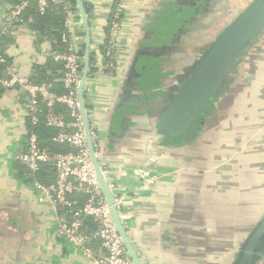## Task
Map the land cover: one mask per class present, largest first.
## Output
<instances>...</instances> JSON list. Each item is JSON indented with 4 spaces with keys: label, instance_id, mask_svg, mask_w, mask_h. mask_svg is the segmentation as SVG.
<instances>
[{
    "label": "crops",
    "instance_id": "0c3cea01",
    "mask_svg": "<svg viewBox=\"0 0 264 264\" xmlns=\"http://www.w3.org/2000/svg\"><path fill=\"white\" fill-rule=\"evenodd\" d=\"M84 1L90 8L91 53L103 60L118 0ZM253 1L125 0L115 40L117 69L92 72L86 82L85 103L99 128V151L119 192L127 195L122 218L143 264H232L246 231L264 213V30L217 86L204 109V123L177 145L182 147L160 148L153 126L183 83L160 81L170 79L172 64L183 61L173 57L175 49L196 61L205 49L194 42L209 45L222 24ZM14 4L0 0V33ZM77 19L83 23L80 12ZM78 23L73 34L86 51L84 23ZM3 38L0 47L11 63L0 90V264H93L105 253L100 239L81 246L61 234L62 209L36 184L54 182L55 170L44 165L40 175L29 177L15 160L26 149L30 128L21 84L44 83L31 79L53 54V42L21 19ZM12 75L20 82L7 87ZM62 76L52 81L58 93L65 91L58 86ZM58 106L68 117V109ZM42 125L52 130L50 142L60 147L56 151L72 150L52 141L58 129ZM193 151L206 158L195 161ZM86 227L92 232L96 223L88 220Z\"/></svg>",
    "mask_w": 264,
    "mask_h": 264
},
{
    "label": "built area",
    "instance_id": "2783aa9c",
    "mask_svg": "<svg viewBox=\"0 0 264 264\" xmlns=\"http://www.w3.org/2000/svg\"><path fill=\"white\" fill-rule=\"evenodd\" d=\"M36 2L40 13L51 10L65 14V31L62 35V42L67 47L64 51L53 54L54 59L61 62L64 67L61 82L65 91L58 93L54 82L23 81L22 93L27 102L26 113L30 128L26 149L17 152L15 160L26 168L29 177H35L44 165L52 166L55 170V181L49 184L38 182L36 184L41 186L56 207L62 209L59 224L61 234L81 246L92 239H100L105 253L97 255L93 264H133L100 187L81 113L79 86L85 53L82 52L79 38L74 37L73 34L76 22H79L81 27L83 24L77 19L78 8L74 9L71 0H36ZM27 3L28 1L25 0L14 7L8 16L9 20L17 19ZM124 3L125 0H118L115 5L109 33L105 40L104 57L103 60H95V71H97L98 62L102 63L101 65L104 64V67L110 71L115 70L112 58L116 48L117 33L121 27ZM9 25H11L10 22ZM18 82H20L19 77L12 75L6 82V86L14 87ZM58 104L66 106L68 117L57 109ZM88 117L90 119L89 112ZM91 120L93 145L109 186L115 193L122 215L124 197L127 195L122 196L118 184L111 177L108 162L99 151V128ZM43 123L48 127L58 129L51 137L53 142L66 144L72 150L60 152L42 146L36 127ZM140 175V178L144 177L142 173ZM89 219L96 223V230L92 232L87 231L86 227ZM124 225L126 227L125 222ZM86 251L94 255L90 248L87 247Z\"/></svg>",
    "mask_w": 264,
    "mask_h": 264
},
{
    "label": "water",
    "instance_id": "95a60500",
    "mask_svg": "<svg viewBox=\"0 0 264 264\" xmlns=\"http://www.w3.org/2000/svg\"><path fill=\"white\" fill-rule=\"evenodd\" d=\"M82 17L86 34L85 62L79 86L80 108L90 146L97 178L110 207L114 223L124 241L133 264H143L124 225L115 193L110 188L108 179L99 163L92 140L90 119L85 103L84 88L91 73V23L84 0H75ZM264 30V0H254L231 23L228 24L199 56L184 83L178 88L170 101L153 119L158 145L173 152L182 147L166 143L172 136H187V132L197 119L207 99L217 86L225 80L229 71L256 43ZM175 145V146H174ZM264 259V213L246 232V237L238 247L232 264H257Z\"/></svg>",
    "mask_w": 264,
    "mask_h": 264
},
{
    "label": "trees",
    "instance_id": "16d2710c",
    "mask_svg": "<svg viewBox=\"0 0 264 264\" xmlns=\"http://www.w3.org/2000/svg\"><path fill=\"white\" fill-rule=\"evenodd\" d=\"M11 1L15 3L14 5L16 7L17 5L21 4L25 0H11ZM27 1L28 3L26 7L17 16V19L18 20L21 19L23 22H27L31 28L38 30L43 37L44 36L49 37L53 42V54L55 52L64 51L67 47V45L62 42V35L65 31V14L59 13L57 11H51V10H47L45 13H40V11L38 10V5H37L36 0H27ZM71 2L74 6V9L76 10L77 9L76 1L71 0ZM85 6H86L87 13L90 16V8L88 7V5H85ZM15 26H16V23H15ZM10 27L12 26L7 27L8 29V30L6 29L7 31L4 30L3 32L0 33V40H2L3 37H5ZM81 48H82V52L85 53V45L82 46ZM53 54L50 56V58L47 60V62L44 65H39L36 67V70L39 76H37V78L35 79H31V81L52 82V81H55L56 77L62 76V71L64 69L63 64L61 62L55 61ZM0 56H1V59H0V90H1L2 89L1 80L4 77V73L6 71L7 66L11 63V57L8 56L7 51L2 49L1 47H0ZM94 62H95V55L91 53V73L95 71L94 66H93ZM48 72H50V74ZM58 86L62 87V84L59 83ZM60 105L61 106H58V108L63 111H66V107H62L63 104H60ZM205 107L201 109V111L199 112L197 116L198 120L200 121L202 120L201 118L204 113ZM197 124L198 123L196 124L193 123L190 129L194 127V125H197ZM36 130L40 134V140H41L42 146H45L53 150H60L59 146H56L55 144H52L50 142V136L52 134V130L47 129L42 124L36 127ZM185 138L186 136L184 135L183 136H172L171 138L169 137L167 139L166 143L175 144V145L177 143L181 144ZM89 221H92V219H89Z\"/></svg>",
    "mask_w": 264,
    "mask_h": 264
},
{
    "label": "flooded vegetation",
    "instance_id": "af4514ba",
    "mask_svg": "<svg viewBox=\"0 0 264 264\" xmlns=\"http://www.w3.org/2000/svg\"><path fill=\"white\" fill-rule=\"evenodd\" d=\"M232 22V20L229 22V23H231ZM228 23V24H229ZM228 24L227 23H224V24H222V27H220V31L218 32V33H220L226 26H228ZM219 28L217 27V30H218ZM194 44L195 45H197V47H203L202 49H205L206 47H208V44H207V41L205 42V41H203V40H196L195 42H194ZM194 45V46H195ZM192 47V46H191ZM177 50V51H176ZM184 54H186V52L184 51V53H183V55L181 54V53H179L178 52V49L176 48L175 49V52H173V54L172 55H174L173 57H180L183 61H180V62H178V61H176L175 63H173L172 64V66H174L175 68L173 69L174 70V74L173 75H171L170 77V79H168V77H167V79L165 80L164 78H162L160 81H179V80H181L182 79V81H185V78L189 75V73L191 72V70H192V68L195 66V59H193V58H187V54H190L189 52L186 54V55H184ZM192 59V60H191ZM187 60H190V61H187ZM162 66H163V68L166 66V65H164V64H162ZM166 67H168V66H166ZM179 67V68H178ZM163 72V71H162ZM184 83V82H183ZM182 83V84H183ZM181 84V85H182ZM206 104H207V102H206ZM206 106V105H205ZM202 119V118H201ZM199 122H200V120H198V118L196 119V121H194V123L196 124V123H198L197 125H194V127H192L191 129H190V131L188 130V133H187V135H191L192 134V132H193V130L199 125ZM201 122H203L204 123V121H201ZM178 144H180V143H177L176 145H178ZM203 147H205V145L203 146ZM193 149V148H192ZM192 158L195 160V161H200V160H204L206 157H205V154L204 153H201V151H193V153H192ZM245 220L246 221H248V220H250V216H248V217H245ZM251 221H248L247 223H250ZM254 224V223H253ZM236 258V255H235V257H234V259ZM263 262H264V259H261L260 260V262L259 263H257V264H263Z\"/></svg>",
    "mask_w": 264,
    "mask_h": 264
},
{
    "label": "rangeland",
    "instance_id": "374dc122",
    "mask_svg": "<svg viewBox=\"0 0 264 264\" xmlns=\"http://www.w3.org/2000/svg\"><path fill=\"white\" fill-rule=\"evenodd\" d=\"M9 22L11 23V25H9ZM18 22V19H13L12 21H10L9 20V18H8V16H7V18H6V26H5V28H4V30H6L7 29V27H9V26H15V23H17ZM3 30V31H4ZM98 57H102V54L99 52V55H98ZM116 58H117V54H116V49H115V52H114V54H113V58H112V60L114 61V63H115V70L117 69V60H116ZM197 61H198V59L195 61V64L197 63ZM102 63H100V62H98V64H96L97 66L96 67H98L97 68V71L99 72L100 70H102L103 68H105L107 71H108V69L106 68V67H104V64L103 65H101ZM93 66H94V64H93ZM95 67V66H94ZM94 69H96V68H94ZM114 70V71H115ZM111 71H113V70H111ZM185 80H186V78H185ZM7 81H9V78L7 79ZM177 81H174V83H176ZM184 82V81H183ZM173 83V84H174ZM172 84V85H173ZM168 91V89H166L165 91H164V93L165 92H167ZM150 92H148V94H149ZM169 93L170 92H168V93H166V95L168 96L169 95ZM160 94H162V93H160ZM160 94H158V96L160 95ZM149 96H150V94H149ZM211 97V96H210ZM209 97V98H210ZM208 98V99H209ZM208 101V100H207ZM161 106H163V100H161V99H158V102L156 103V108H158V109H161ZM189 135H187V137H188ZM192 163L193 164H195V162L194 161H192ZM145 177V176H144ZM242 218V217H241ZM247 232V231H246ZM244 233V231H242L241 230V234H243ZM210 248H212V247H210ZM225 248H228L227 247V244H226V247Z\"/></svg>",
    "mask_w": 264,
    "mask_h": 264
}]
</instances>
